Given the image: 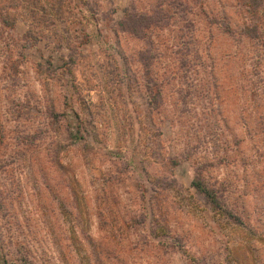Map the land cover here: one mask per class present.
<instances>
[{
  "label": "rangeland",
  "instance_id": "374dc122",
  "mask_svg": "<svg viewBox=\"0 0 264 264\" xmlns=\"http://www.w3.org/2000/svg\"><path fill=\"white\" fill-rule=\"evenodd\" d=\"M5 259L264 264V0H0Z\"/></svg>",
  "mask_w": 264,
  "mask_h": 264
},
{
  "label": "trees",
  "instance_id": "16d2710c",
  "mask_svg": "<svg viewBox=\"0 0 264 264\" xmlns=\"http://www.w3.org/2000/svg\"><path fill=\"white\" fill-rule=\"evenodd\" d=\"M138 17H141V16L136 13H132L128 11L126 22L123 21L122 25H123V29L128 31L129 33L135 34L137 36H142V34H145V32L143 33L142 31L144 30V27L151 28L152 25L150 24L152 22L149 21L148 19L139 20ZM77 138H83V136L77 135ZM193 185L196 187L198 191L203 193L214 206H216L220 210L223 209V204L220 198L218 197L217 193L215 192V190L212 188H209L201 178L194 179ZM225 209L229 210L228 208H225ZM4 262L9 264L6 259L4 260ZM13 264H18V263L14 262ZM25 264H30V263H25Z\"/></svg>",
  "mask_w": 264,
  "mask_h": 264
}]
</instances>
